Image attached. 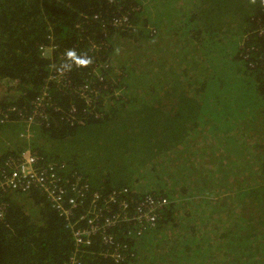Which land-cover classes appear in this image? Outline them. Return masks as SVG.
I'll list each match as a JSON object with an SVG mask.
<instances>
[{
  "label": "trees",
  "instance_id": "16d2710c",
  "mask_svg": "<svg viewBox=\"0 0 264 264\" xmlns=\"http://www.w3.org/2000/svg\"><path fill=\"white\" fill-rule=\"evenodd\" d=\"M124 2L0 0V146L13 145L0 181L29 129L40 166L88 187L69 219L42 190L0 187V264H264V0ZM209 106H230L229 129L210 125ZM249 123L261 153L236 145ZM204 133L212 145H196ZM223 143L232 158L206 161ZM185 166L192 176L173 175ZM113 191L131 214L143 197L159 205L152 228L107 229L116 263L99 255L100 237L76 248L66 226L89 228L97 193L101 230L122 214Z\"/></svg>",
  "mask_w": 264,
  "mask_h": 264
},
{
  "label": "built area",
  "instance_id": "2783aa9c",
  "mask_svg": "<svg viewBox=\"0 0 264 264\" xmlns=\"http://www.w3.org/2000/svg\"><path fill=\"white\" fill-rule=\"evenodd\" d=\"M124 2V0H122ZM151 0H139V5L131 3L129 6H137L133 8H139L144 4L149 3ZM125 3V2H124ZM48 50V49H47ZM26 126V125H25ZM19 137V136H18ZM21 140H25L26 146L17 153V156H10L4 160L2 169H6L7 172L0 181V187L11 190L15 193H27L28 190L35 187L38 190H42L50 203L60 216H64L69 219V215L73 209L78 207L80 200L86 197L87 185L79 187V180L75 184L69 185L68 180L60 177L54 172L50 164L40 166L41 158L37 152L32 150V142L29 129H24L20 133ZM71 188L74 196L67 197V190ZM100 199V195L97 193L92 194V212L91 219H87L88 214H83L80 219L89 223V228L84 229L78 227L79 222H72L66 225L72 232L76 248H79L82 244L91 245L92 238L100 237L104 245L102 246L101 254L104 258L113 259V261L119 262L122 260V255L119 252L110 253L106 247L113 245L114 237L107 232V229H111L118 223H126L128 225L147 224L150 228L154 227L157 222V209L158 203L152 201L151 198H144L139 202L133 214L129 213L131 202L124 199L121 193L113 191L109 197L108 202L119 203L122 209V214L117 213L112 216L111 219L104 218V223L101 225V230L98 228L96 219L98 213L101 212L100 206L97 205V200ZM68 205L66 208L64 205ZM162 204H166L165 200H162ZM3 214L0 207V222L2 221ZM98 221V220H97ZM104 252V253H103ZM69 264H78L75 260H71Z\"/></svg>",
  "mask_w": 264,
  "mask_h": 264
},
{
  "label": "rangeland",
  "instance_id": "374dc122",
  "mask_svg": "<svg viewBox=\"0 0 264 264\" xmlns=\"http://www.w3.org/2000/svg\"><path fill=\"white\" fill-rule=\"evenodd\" d=\"M161 5V4H160ZM160 39H161V36H160ZM162 39H164V36H162ZM119 60L120 59H118V61L117 62H119ZM170 63H173L174 65H177V66H180V67H173L174 65H172V67L175 69V71L176 70H178L179 68H185V66H187V60H184L183 61V63H178V61H176L175 59L173 60V61H171ZM168 66H170V64L168 65ZM205 98V97H204ZM204 98H203V103L201 104V105H203V107L205 108V106L207 105V104H205V101H204ZM208 106V105H207ZM202 114H205L206 113V117L208 118V120H209V123H210V125H213V122L215 123V122H218L219 121V119L220 118H223L224 119V125H225V129L227 130V129H229L230 128V106H227L226 108H224V107H212V106H209V109L208 110H205V109H203L202 110V112H201ZM210 120H212V121H210ZM247 126V129L246 130H243V127H239V134H238V137H237V141H236V145L237 146H239V145H241L244 141V147L247 149L246 151H245V153L247 154V152H251V147H253V148H255L256 147V151H259L260 153L263 151V148H262V143H260V142H258V140H256L259 136H258V133H257V131H256V134H257V136L256 137H254L253 139L254 140H252L251 142H249V136L252 134V131H253V127H255V125H252V124H250L249 123V125H246ZM212 127V126H211ZM257 128V127H256ZM212 129H213V127H212ZM217 131V130H216ZM218 133H219V131H217ZM230 135V134H229ZM198 136L199 135H197L196 137H194L193 139H195L196 140V145H199V146H201V145H206L207 143H209L210 145H212V143H213V139H212V134H210V135H207V134H202V135H200V137L198 138ZM209 137V142L208 141H203V139H207ZM4 139V138H3ZM254 141V142H253ZM199 146H198V148H199ZM230 146V150H231V148H232V145L230 144V145H228V144H222V145H220L219 147H220V149H218L217 151H216V153H212V152H210L208 149H204L203 151H208L209 153H211V154H209L208 155V157H207V160L206 161H208V162H210V163H212V162H214V160H215V158L216 159H223V158H225L226 156H229L230 155V157L231 156H233V154H232V152H230L229 153V151H228V147ZM250 146V147H249ZM3 146H0V149L2 148ZM4 148V147H3ZM196 148V147H195ZM250 148V149H249ZM249 149V150H248ZM6 151H9V149L8 150H6ZM0 152H1V150H0ZM2 153V152H1ZM213 154V155H212ZM5 155H7V154H5ZM198 155H201L200 154V152H198L197 150H195L194 151V155L193 156H198ZM193 156H190L189 158H191V157H193ZM232 158V157H231ZM199 160L200 159H196L195 158V163H196V168H199V165H200V163L201 162H199ZM245 161H247V159H245ZM187 169H184V170H180L179 169V174L177 173V170L173 173V175H175V176H177L178 178H180V179H182V177H184V176H192V174H193V172L191 171V172H189L191 169L189 168V166H185ZM206 167V168H205ZM208 167H212V171H218L219 170V167H216V166H214L213 164H208V165H206V166H203V168L201 169V170H208L207 168ZM232 168V167H231ZM169 171H170V166H169ZM149 174V176H152L153 174H151V173H148ZM161 175H162V173H161ZM155 176V175H154ZM163 176V175H162ZM218 177V176H217ZM164 178H166V176L164 177ZM154 178H152V179H150V181L151 182H154ZM253 180H256V181H260V183H261V178H259V176H255V177H253ZM143 182V181H142ZM144 183V185L145 186H143V189L147 186V187H149V184L147 183V182H143ZM138 186V185H137ZM141 186V187H142ZM138 189L137 190H139L140 188H139V186L137 187ZM143 189H140V190H143Z\"/></svg>",
  "mask_w": 264,
  "mask_h": 264
},
{
  "label": "crops",
  "instance_id": "0c3cea01",
  "mask_svg": "<svg viewBox=\"0 0 264 264\" xmlns=\"http://www.w3.org/2000/svg\"><path fill=\"white\" fill-rule=\"evenodd\" d=\"M19 134L20 133H18L17 134V137L19 136ZM19 138V137H18ZM7 147H10V148H13V145L12 144H10V143H7V146L6 147H2L0 150H1V152H0V160L1 159H3V157H4V155L7 153V151L6 150H8V148ZM9 151H11L10 149H9Z\"/></svg>",
  "mask_w": 264,
  "mask_h": 264
}]
</instances>
